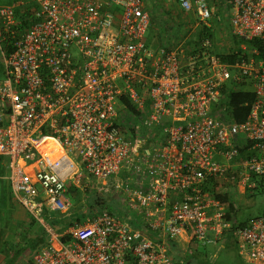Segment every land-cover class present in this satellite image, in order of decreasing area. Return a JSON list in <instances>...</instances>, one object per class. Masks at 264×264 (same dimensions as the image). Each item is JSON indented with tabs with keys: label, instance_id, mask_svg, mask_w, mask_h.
<instances>
[{
	"label": "built area",
	"instance_id": "1",
	"mask_svg": "<svg viewBox=\"0 0 264 264\" xmlns=\"http://www.w3.org/2000/svg\"><path fill=\"white\" fill-rule=\"evenodd\" d=\"M0 1V156L15 200L44 224L70 215V185L94 179L112 199L47 228L30 264H187L227 241L264 264V215L240 226L217 197L264 177V0L225 1L243 41L228 52L206 35L147 43L143 0ZM177 2L206 26L215 16L209 0ZM244 89L254 99L237 122L225 101Z\"/></svg>",
	"mask_w": 264,
	"mask_h": 264
},
{
	"label": "rangeland",
	"instance_id": "2",
	"mask_svg": "<svg viewBox=\"0 0 264 264\" xmlns=\"http://www.w3.org/2000/svg\"><path fill=\"white\" fill-rule=\"evenodd\" d=\"M211 2L214 5L215 12L217 13V9H221L222 3L224 1L211 0ZM170 10H172V8ZM191 17L193 21H197L194 16ZM207 24L209 25L211 24V22L207 21ZM204 27H210L209 29L211 35H213V32L214 34L216 33L213 39L212 36L210 38L217 50H219L220 52H228L233 50L235 39L231 35V33L227 31V26L223 24H216V28H214V26H206L201 22L197 27V30L202 29V33L205 34ZM190 30L194 31V28H190ZM148 35L149 32L146 36ZM188 35L192 36L190 33H188ZM170 44L172 43H169V45ZM42 149H44L43 145ZM85 184H87L89 187L86 189V191L81 190L83 191V194H81L82 203H85L86 198L94 193V191L98 190V183L94 179L86 180ZM250 185L251 183L250 181H248L245 185L234 184L228 186L227 193L229 194L230 199L235 201L239 206L238 216L241 220L252 219L264 214V194L259 193L256 189H251L249 187ZM243 187L245 189H242ZM109 202H112L111 196L109 198ZM75 206L76 203L73 202L72 210L75 209ZM7 211L9 210L7 209ZM7 211L0 210V214L5 212V215L7 216L5 217V215H3L2 217H0V228L4 230V237L6 236V240H8L7 244L3 246L4 255L7 256L6 261H8V263L15 262L21 254V259H23L24 261L23 264H30L33 254L38 249H40L46 241L48 235L46 229H51V227L47 224V219L46 222L42 224L38 220H35L32 216H30L29 213L20 204L15 203L12 206V213L14 215L11 222H13V224L17 227V237L14 240L10 241L8 238L10 226L7 230H5L8 225L6 219L9 218ZM44 217L46 218V215ZM15 218L18 220L17 222ZM204 249L209 253L210 256L214 257L215 262L213 264H247L242 258H240L236 250L229 247L228 244H221L220 246L201 247V250Z\"/></svg>",
	"mask_w": 264,
	"mask_h": 264
},
{
	"label": "crops",
	"instance_id": "3",
	"mask_svg": "<svg viewBox=\"0 0 264 264\" xmlns=\"http://www.w3.org/2000/svg\"><path fill=\"white\" fill-rule=\"evenodd\" d=\"M210 3L211 0H209ZM222 3L221 9H217V13L215 12V16L210 19L211 24L209 26H214L216 28L217 25H225L227 26V31L231 33L234 37V48L238 47L239 43H243L241 39H238L235 35H233L232 26L230 24V11L225 8V1ZM144 8L148 11L150 15V27H149V35L146 37L147 43H152L156 47L166 46L169 43H201L204 37L202 33V29H198L197 27L200 25V21L198 20L195 12L186 11L182 9L177 2V0H143ZM172 8V10H170ZM174 11V12H173ZM196 18L197 21H193L192 17ZM156 18V19H155ZM214 20V21H211ZM190 28H194V31H191ZM210 28V27H209ZM214 30V29H213ZM190 33L192 36L188 35ZM212 35V39L214 38ZM154 43V44H153ZM168 43V44H167ZM225 51V50H224ZM56 148L51 140H46L43 143V146L49 144ZM56 151L54 154L58 151ZM49 151V150H48ZM46 153H48L45 150ZM53 154V155H54ZM19 204L12 193V189L6 179V175L0 177V210H6L9 218H7V228H9V240H14L17 237V227L11 222L13 220L12 206L14 204ZM26 210V209H25ZM27 211V210H26ZM28 212V211H27ZM29 213V212H28ZM5 215V212L0 214V217ZM30 215V213H29ZM31 216V215H30ZM5 217H7L5 215ZM16 219V218H15ZM18 220L16 219V222ZM17 225V224H16ZM4 230L0 228V264H23L24 261L21 259V254L17 258L15 262L8 263L6 261V257L4 255L3 246L7 244L6 236L4 237ZM46 245V244H43ZM42 245V246H43ZM41 246V247H42ZM16 258V257H15ZM19 260V261H18Z\"/></svg>",
	"mask_w": 264,
	"mask_h": 264
},
{
	"label": "trees",
	"instance_id": "4",
	"mask_svg": "<svg viewBox=\"0 0 264 264\" xmlns=\"http://www.w3.org/2000/svg\"><path fill=\"white\" fill-rule=\"evenodd\" d=\"M205 35L211 37L210 29L207 27H204ZM250 47L253 46H259L261 48V44L259 41H252L250 42ZM152 44V43H149ZM224 59H229L232 61L236 56L235 54H232L230 56H222ZM254 99V94L250 90H240L235 92H230L228 95V99H226L225 103L230 107L231 114L234 116V119L237 122H242L245 120L246 116L248 115L250 111V104L252 100ZM4 160V157L0 156V177L6 175L7 171L5 166L2 164ZM256 177L255 181L258 183L256 189L259 193L264 194V177L258 178ZM69 194L72 198V201H75L76 206L75 209L71 211L69 216L61 215L57 212H48L46 214L47 224L57 232L62 231L66 227H68L70 224H73L75 220H82L89 216H94L98 213H100L102 210L105 209L106 205H108L107 209L112 210V207H109V202H106L107 199H103L104 197H101L94 191L89 197L86 198V202L82 203L81 201V192L78 188L70 185L69 187ZM217 197L221 199L222 201H228L229 202V217L232 219H237L238 224L240 226H244L248 223V220H241L238 216L239 206L237 203L230 199V196L228 193H222L220 192L218 194L217 191ZM105 202L107 204H105ZM54 213V214H51ZM264 215V214H263ZM48 240V235L46 238L45 243ZM44 243V244H45ZM226 244H228L229 247L232 248V244L227 241ZM224 244V245H226ZM187 264H213L215 262V259L213 256H210L209 253L204 250H199L198 252L190 255L187 257ZM7 264V263H6Z\"/></svg>",
	"mask_w": 264,
	"mask_h": 264
},
{
	"label": "bare ground",
	"instance_id": "5",
	"mask_svg": "<svg viewBox=\"0 0 264 264\" xmlns=\"http://www.w3.org/2000/svg\"><path fill=\"white\" fill-rule=\"evenodd\" d=\"M54 147L51 145V143H50V145L49 144H46V145H44V149L48 152V150L50 151V149H53ZM57 152H59V151H57ZM52 154H54V153H52Z\"/></svg>",
	"mask_w": 264,
	"mask_h": 264
}]
</instances>
